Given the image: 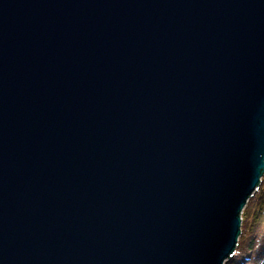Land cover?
Here are the masks:
<instances>
[{"label":"water","instance_id":"obj_1","mask_svg":"<svg viewBox=\"0 0 264 264\" xmlns=\"http://www.w3.org/2000/svg\"><path fill=\"white\" fill-rule=\"evenodd\" d=\"M264 176V0H0V264H225Z\"/></svg>","mask_w":264,"mask_h":264},{"label":"trees","instance_id":"obj_2","mask_svg":"<svg viewBox=\"0 0 264 264\" xmlns=\"http://www.w3.org/2000/svg\"><path fill=\"white\" fill-rule=\"evenodd\" d=\"M250 199L241 214V234L236 251L225 264L264 263V176Z\"/></svg>","mask_w":264,"mask_h":264},{"label":"rangeland","instance_id":"obj_3","mask_svg":"<svg viewBox=\"0 0 264 264\" xmlns=\"http://www.w3.org/2000/svg\"><path fill=\"white\" fill-rule=\"evenodd\" d=\"M251 200H252V199L249 200V201H250L249 203H251ZM263 264H264V263H263Z\"/></svg>","mask_w":264,"mask_h":264}]
</instances>
